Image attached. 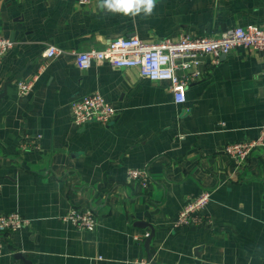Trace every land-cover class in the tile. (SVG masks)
<instances>
[{"label":"crops","instance_id":"crops-1","mask_svg":"<svg viewBox=\"0 0 264 264\" xmlns=\"http://www.w3.org/2000/svg\"><path fill=\"white\" fill-rule=\"evenodd\" d=\"M100 5L0 0V35L13 41L0 60V212L28 220L0 232V264H264V148L238 165L223 151L264 123V49L237 45L217 62L204 55L183 103L136 66L81 69L68 53L261 23L264 0H155L151 14L135 15ZM50 44L65 53L44 56ZM19 79H33L25 96ZM94 92L115 116L73 124L70 101ZM129 168H146L148 184L130 180ZM204 190L211 223L174 227ZM73 207L92 208L96 228L63 221Z\"/></svg>","mask_w":264,"mask_h":264},{"label":"built area","instance_id":"built-area-1","mask_svg":"<svg viewBox=\"0 0 264 264\" xmlns=\"http://www.w3.org/2000/svg\"><path fill=\"white\" fill-rule=\"evenodd\" d=\"M91 0H78L88 4ZM13 45V41L0 35V60L4 51ZM243 45L256 50L264 49V21L234 26L219 34L190 36L181 32L176 39L162 38L151 43L139 37L124 36L109 40L102 48L91 47L86 50L68 51L74 57L75 64L86 69L94 63L106 62L114 67L136 66L139 73L151 80L166 81L175 103H183L186 99V84L199 73L198 66L204 55H211L217 62L222 54L228 53L233 47ZM65 51L55 45H48L43 54L53 57ZM33 86V79H19L16 82L19 96L27 95ZM70 118L73 124L83 126L89 123L107 125L115 116L116 108L98 93L77 96L70 101ZM264 148V123L259 126L256 137L242 141H234L224 146V153L234 165L246 160L253 149ZM127 176L130 180L146 186L150 180L146 168H129ZM1 187V182H0ZM210 199V192L204 190L188 200L180 209L173 226L209 225L211 219L201 212ZM78 229L94 230L98 224L97 216L92 208H71L61 216ZM28 220L19 212H0V232L22 229ZM147 236V235H146ZM137 238V237H136ZM1 248V243H0ZM101 259L100 256L96 257ZM140 264H149L140 260Z\"/></svg>","mask_w":264,"mask_h":264},{"label":"clouds","instance_id":"clouds-1","mask_svg":"<svg viewBox=\"0 0 264 264\" xmlns=\"http://www.w3.org/2000/svg\"><path fill=\"white\" fill-rule=\"evenodd\" d=\"M101 7L112 12H122L124 14H138L143 11L151 14L155 0H101Z\"/></svg>","mask_w":264,"mask_h":264},{"label":"water","instance_id":"water-1","mask_svg":"<svg viewBox=\"0 0 264 264\" xmlns=\"http://www.w3.org/2000/svg\"><path fill=\"white\" fill-rule=\"evenodd\" d=\"M221 56H224V54H222ZM6 92V88L4 87V89L0 92V99L2 98V96L5 94ZM149 237V236H148ZM148 239V238H147ZM17 256L22 258V254L20 252L16 253ZM27 264H30L28 260H25Z\"/></svg>","mask_w":264,"mask_h":264}]
</instances>
